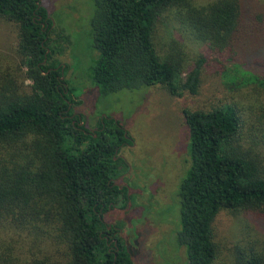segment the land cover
<instances>
[{
	"label": "trees",
	"instance_id": "trees-1",
	"mask_svg": "<svg viewBox=\"0 0 264 264\" xmlns=\"http://www.w3.org/2000/svg\"><path fill=\"white\" fill-rule=\"evenodd\" d=\"M167 13L184 38L231 55L236 42L237 50L249 49L246 57L262 49L264 65V8L239 0H93L90 48L97 58L88 77L100 97L157 85L175 96L198 93L204 58L183 78L179 58L156 52L155 29ZM0 17L19 26L17 56L30 81L28 93L16 91L13 80L0 81V221L30 230L59 255L24 264H134L120 228L104 222L110 208L128 201L116 180L127 168L118 153L132 139L110 116L100 115L88 130L74 113L81 102L67 87L66 67L54 59L60 50L42 0H0ZM253 41L255 47L243 46ZM234 80L264 90V78L250 73ZM183 114L189 167L177 190L175 244L185 264H213L212 223L221 211L264 214V165L242 148L232 107ZM234 261L264 264V243L237 248Z\"/></svg>",
	"mask_w": 264,
	"mask_h": 264
},
{
	"label": "rangeland",
	"instance_id": "rangeland-1",
	"mask_svg": "<svg viewBox=\"0 0 264 264\" xmlns=\"http://www.w3.org/2000/svg\"><path fill=\"white\" fill-rule=\"evenodd\" d=\"M213 1L195 3L206 5ZM239 2L251 8H264V0ZM42 5L53 23L52 44L60 50L54 59L66 67L67 87L81 102L74 113L81 116L88 130L94 129L100 115L110 116L123 125L132 139V144L118 153L127 168L116 180L121 189L126 187L128 201L110 208L104 222L120 228L118 236L124 240L134 264H185L184 249L175 244L179 218L177 190L189 167L183 111L232 107L240 119L238 137L242 148L264 165V90L257 83L231 85L242 72L264 78L262 49L246 57L249 49L237 50L239 42L233 45L232 55L230 51L200 46L184 38L178 31V22L167 13L155 29L156 52L161 59L179 58L183 78L196 60L204 58L198 93L181 92L175 96L157 85L100 97L88 77L97 58V52L90 48L93 0H42ZM18 41L19 26L0 17V81L13 80L16 91L28 93L30 81L25 78L17 56ZM255 45L254 41L243 43L245 48ZM29 232L0 221V264L59 257L49 241L40 243ZM212 232L217 247L213 264H235L237 248H262L264 214L251 210L221 211L212 223Z\"/></svg>",
	"mask_w": 264,
	"mask_h": 264
}]
</instances>
